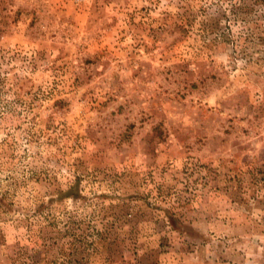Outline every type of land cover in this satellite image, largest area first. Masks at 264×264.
Instances as JSON below:
<instances>
[{
    "label": "rangeland",
    "instance_id": "374dc122",
    "mask_svg": "<svg viewBox=\"0 0 264 264\" xmlns=\"http://www.w3.org/2000/svg\"><path fill=\"white\" fill-rule=\"evenodd\" d=\"M0 264H264V0H0Z\"/></svg>",
    "mask_w": 264,
    "mask_h": 264
}]
</instances>
